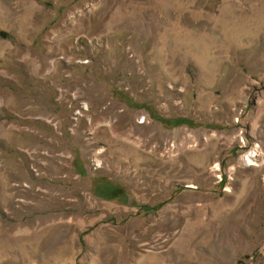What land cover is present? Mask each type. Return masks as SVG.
<instances>
[{
    "label": "rangeland",
    "instance_id": "obj_1",
    "mask_svg": "<svg viewBox=\"0 0 264 264\" xmlns=\"http://www.w3.org/2000/svg\"><path fill=\"white\" fill-rule=\"evenodd\" d=\"M0 264H264V0H0Z\"/></svg>",
    "mask_w": 264,
    "mask_h": 264
}]
</instances>
